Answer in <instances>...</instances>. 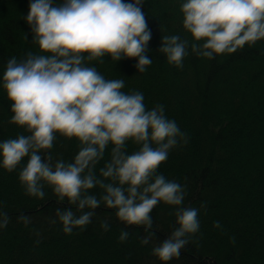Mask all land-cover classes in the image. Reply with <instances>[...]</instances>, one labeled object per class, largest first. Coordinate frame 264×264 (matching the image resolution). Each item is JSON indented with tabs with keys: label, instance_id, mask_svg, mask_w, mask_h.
Here are the masks:
<instances>
[{
	"label": "clouds",
	"instance_id": "1",
	"mask_svg": "<svg viewBox=\"0 0 264 264\" xmlns=\"http://www.w3.org/2000/svg\"><path fill=\"white\" fill-rule=\"evenodd\" d=\"M143 2L29 0L24 19L38 51L29 50L19 60L13 55L0 74V87L11 102L9 123L28 134L0 140V168L12 171L22 165L17 178L27 194L43 198L47 185L59 205H69L57 206L50 219L64 233L83 230L103 205L125 225H142L140 243L148 244L155 236L154 206H175L176 227L151 248L153 256L167 262L179 257L199 231L198 213L207 207V201L185 206L186 185L158 171L170 150L187 144L189 136L165 114L163 104L147 108L141 90L123 91L124 79L106 78L87 63L105 54L114 61L136 57L137 71H146L152 63L147 54L152 30ZM180 10L190 38L163 35L158 48L177 67H183L189 49L213 58L264 38V0H181ZM57 133L78 141L71 160L54 159L47 151ZM129 141L138 146L131 152ZM106 148L109 158L97 169ZM10 219L0 209V229ZM17 219L27 224L31 217L20 213ZM100 226L105 231L111 227L107 219ZM213 226L222 229L219 219ZM129 235L125 227L117 239Z\"/></svg>",
	"mask_w": 264,
	"mask_h": 264
},
{
	"label": "trees",
	"instance_id": "2",
	"mask_svg": "<svg viewBox=\"0 0 264 264\" xmlns=\"http://www.w3.org/2000/svg\"><path fill=\"white\" fill-rule=\"evenodd\" d=\"M180 3L144 0L142 9L152 30L147 48L152 63L146 71H137L136 57L114 61L105 54L87 63L106 78L124 79L123 91L141 90L147 108L163 104L165 114L188 134V143L173 147L158 171L186 185L185 206L200 207L207 201L198 213L199 231L179 257L167 262L151 254L154 243L176 227L175 206L163 202L152 210L155 236L148 244L140 243L142 225H125L103 205L83 230L64 233L59 222L51 224L50 219L57 206L69 205H59L47 185L43 198L27 194L17 178L18 165L12 171L0 168V209L11 217L0 229V264H264V38L213 58L189 49L183 67H177L158 48L163 35L189 37ZM28 6L29 0H0V74L13 55L19 60L29 50L38 51L24 19ZM10 103L0 87V140L28 134L9 123ZM137 147L129 141L127 150ZM78 150L76 138L57 133L47 151L54 159L71 160ZM108 158L106 148L97 169ZM20 213L29 215L30 222L18 220ZM105 219L111 225L107 231L100 226ZM217 219L222 229L213 226ZM125 227L130 235L119 241Z\"/></svg>",
	"mask_w": 264,
	"mask_h": 264
}]
</instances>
